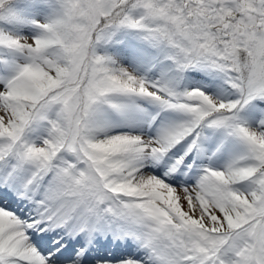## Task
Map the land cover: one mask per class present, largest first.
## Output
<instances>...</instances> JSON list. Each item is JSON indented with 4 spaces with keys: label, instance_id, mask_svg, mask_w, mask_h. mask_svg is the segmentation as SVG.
<instances>
[{
    "label": "snow or ice",
    "instance_id": "obj_1",
    "mask_svg": "<svg viewBox=\"0 0 264 264\" xmlns=\"http://www.w3.org/2000/svg\"><path fill=\"white\" fill-rule=\"evenodd\" d=\"M0 264H264V0H0Z\"/></svg>",
    "mask_w": 264,
    "mask_h": 264
}]
</instances>
